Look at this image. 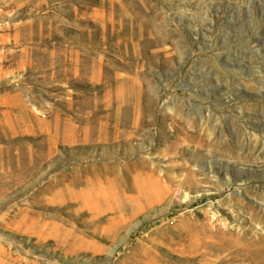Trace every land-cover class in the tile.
Wrapping results in <instances>:
<instances>
[{"label": "rangeland", "instance_id": "1", "mask_svg": "<svg viewBox=\"0 0 264 264\" xmlns=\"http://www.w3.org/2000/svg\"><path fill=\"white\" fill-rule=\"evenodd\" d=\"M252 241L264 0H0V264H202Z\"/></svg>", "mask_w": 264, "mask_h": 264}, {"label": "bare ground", "instance_id": "2", "mask_svg": "<svg viewBox=\"0 0 264 264\" xmlns=\"http://www.w3.org/2000/svg\"><path fill=\"white\" fill-rule=\"evenodd\" d=\"M113 8H118L117 5H113ZM172 122H179V119L172 117ZM180 129V128H179ZM240 242L246 243V238L242 235L235 237H227L224 235L214 239L212 245H215L217 249H225L228 245H238ZM253 248H245V245L240 248H234L232 251H202L198 258V263L202 264H264V244L260 241H252ZM263 244L262 246L260 244ZM209 255L205 257V255ZM144 259L137 261V264H145Z\"/></svg>", "mask_w": 264, "mask_h": 264}]
</instances>
